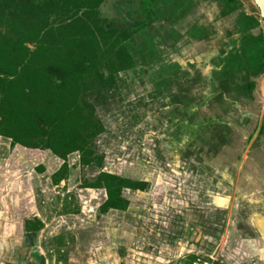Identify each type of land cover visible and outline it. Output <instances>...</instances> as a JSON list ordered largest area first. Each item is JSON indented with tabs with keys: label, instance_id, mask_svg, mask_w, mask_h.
I'll return each mask as SVG.
<instances>
[{
	"label": "rangeland",
	"instance_id": "374dc122",
	"mask_svg": "<svg viewBox=\"0 0 264 264\" xmlns=\"http://www.w3.org/2000/svg\"><path fill=\"white\" fill-rule=\"evenodd\" d=\"M163 1L152 27L131 42L134 67L116 73L108 88L87 81L81 95L104 127L93 141L103 169L149 183L142 192L123 190L130 199L125 213L107 214L115 229L126 232L130 250L122 248L119 254L127 264H264L261 76L248 90L241 85L244 68L235 63L227 92L217 85L226 68L221 70L218 57L233 47L240 54L248 51L252 46L247 39L263 35V30L237 2ZM138 3L104 0L100 15L130 23L128 14ZM0 30L7 28L0 24ZM147 42L150 49L145 50ZM193 58L196 64L185 65ZM100 67L108 75L104 61ZM175 95L182 100L176 101ZM41 153L0 136L3 164L38 162ZM69 157L78 160L76 153ZM79 167L72 165L69 178L93 179L99 171ZM74 194L75 189L62 192L51 210L73 211ZM63 237L73 241L69 234L56 241ZM249 241L257 243L251 254Z\"/></svg>",
	"mask_w": 264,
	"mask_h": 264
},
{
	"label": "trees",
	"instance_id": "16d2710c",
	"mask_svg": "<svg viewBox=\"0 0 264 264\" xmlns=\"http://www.w3.org/2000/svg\"><path fill=\"white\" fill-rule=\"evenodd\" d=\"M97 1L0 0V24L7 28L0 30V135L11 144L48 148L62 158L79 150L82 163L91 161L90 144L101 127L81 95L87 81L101 74L95 70L101 47L91 26L76 15ZM102 176L109 190L102 208H123L124 181ZM25 228L37 231L42 223L26 221Z\"/></svg>",
	"mask_w": 264,
	"mask_h": 264
},
{
	"label": "crops",
	"instance_id": "0c3cea01",
	"mask_svg": "<svg viewBox=\"0 0 264 264\" xmlns=\"http://www.w3.org/2000/svg\"><path fill=\"white\" fill-rule=\"evenodd\" d=\"M39 156L46 167L57 161L46 151ZM38 162H0V264H127L119 254L122 248L130 250L126 232L115 229L107 215L88 209L78 214L51 210L55 186L44 173L34 172ZM35 219L42 228L27 230L25 222ZM68 234L73 241H56ZM256 247V241H249V254Z\"/></svg>",
	"mask_w": 264,
	"mask_h": 264
},
{
	"label": "flooded vegetation",
	"instance_id": "af4514ba",
	"mask_svg": "<svg viewBox=\"0 0 264 264\" xmlns=\"http://www.w3.org/2000/svg\"><path fill=\"white\" fill-rule=\"evenodd\" d=\"M225 4L232 5L234 0H224ZM104 3V0H98L97 4L91 10L93 13H89L87 10H90L88 7L82 6L77 12L76 16L82 17L92 28L95 37L97 38L100 44V59L97 60L95 65L96 72L101 73L102 77L95 76L93 85H100L101 87H110L113 83H115V74L123 71H127L134 67L135 58L132 55L133 45L131 42L134 40L135 35L138 32L143 31L146 34L145 30L152 27L153 23L157 18V11L160 7L164 6V1L162 0H139L138 7L133 10L132 13L128 14L129 18L132 20L130 23H117L114 20H108L107 18L101 17L100 15V6ZM90 10V11H91ZM89 15V17L87 16ZM53 18V17H52ZM70 19L65 20L64 22H68ZM63 22V23H64ZM247 43L251 44L252 47L248 49V51H244L241 54L239 53L237 47L230 48L225 51L223 55H220L218 58L222 60L221 70L226 67L220 75H223V79L217 84L220 87V90L223 92H227L230 80H232L236 73L231 64L237 63L238 69L242 67L244 70L241 72L240 76L243 78V82L241 85L246 87L248 90H252L256 86L255 79L259 76H262L264 72V37L262 34L256 35L255 37H249L247 39ZM145 50L150 45L147 42ZM143 49V52H145ZM148 55V53H147ZM147 57V56H146ZM100 60L105 62V67L108 69V75L104 74L101 71ZM184 62V61H183ZM196 59H188L185 61V65H193L196 64ZM182 67L181 64L175 63L173 66ZM210 69L208 65H206L205 70ZM184 72V71H183ZM187 73V71L185 70ZM188 74V73H187ZM196 78V75H194ZM188 79V78H184ZM194 79V78H193ZM197 80V79H196ZM195 81V79H194ZM260 83L258 82L257 85ZM191 87V86H190ZM186 90H189V86L185 87ZM176 101L182 100L181 97L175 95ZM91 105L92 116L94 120L101 127L99 133L92 139L90 144V149L92 150L91 161L88 164L82 163L81 160V152L79 150L73 151L66 155L65 158L59 157L52 150L45 148H31V149H39L42 151H50L54 157L57 158V161L54 165L46 167L44 163L38 162L34 164L33 170L35 173L43 174L44 179L48 178L50 183L55 186L56 197H58L62 192L75 189L77 195L76 197L77 205L73 211H66V213H62L56 211V213L60 214H78L82 210H89L91 212H96L97 216L107 215L109 213H125L130 205V199L123 194V190H135L137 192L145 191L148 187L147 180L140 179H131L130 177L122 176L118 173L109 172L103 169V157L99 155L95 148L93 147L94 139L100 135L104 127L101 121L96 117L94 112V107ZM264 130V121L261 122L258 134ZM1 136V135H0ZM4 137V136H3ZM7 138V137H6ZM10 139V138H9ZM222 139V137H221ZM11 144V139H10ZM11 145H20L18 143ZM22 146V145H21ZM25 147V146H23ZM29 148V147H25ZM72 153H76L78 156V160L76 163L70 161L69 155ZM77 164L78 169L81 167H89L94 166L99 168V171L96 172L93 179L79 178L72 180L69 178L70 171L73 170L72 165ZM103 174H108L112 176H116L124 181L120 185L119 188V196L125 201L123 208H115L111 206H106L105 209L102 207L108 201L109 198V190L105 185V178H103ZM100 182V186H89L91 183L95 184ZM86 192L88 196L85 198L81 197V195ZM80 195V197H79ZM89 201L93 202L89 205ZM86 202V203H85ZM53 206V205H52ZM54 208V206H53ZM55 212V211H54ZM36 220V219H35ZM34 220V221H35ZM33 221V223H34ZM43 226V224H42ZM256 250V249H255ZM254 253V251L252 252ZM249 254V253H248Z\"/></svg>",
	"mask_w": 264,
	"mask_h": 264
},
{
	"label": "water",
	"instance_id": "95a60500",
	"mask_svg": "<svg viewBox=\"0 0 264 264\" xmlns=\"http://www.w3.org/2000/svg\"><path fill=\"white\" fill-rule=\"evenodd\" d=\"M239 3L254 17L261 25L264 37V0H234ZM260 91L264 96V72L261 76L259 85Z\"/></svg>",
	"mask_w": 264,
	"mask_h": 264
}]
</instances>
